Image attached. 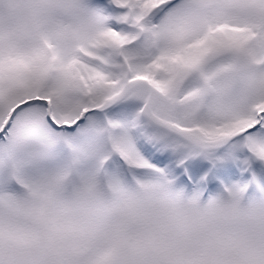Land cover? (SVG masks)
I'll return each mask as SVG.
<instances>
[{
	"label": "snow or ice",
	"instance_id": "obj_1",
	"mask_svg": "<svg viewBox=\"0 0 264 264\" xmlns=\"http://www.w3.org/2000/svg\"><path fill=\"white\" fill-rule=\"evenodd\" d=\"M0 264H264V0H0Z\"/></svg>",
	"mask_w": 264,
	"mask_h": 264
}]
</instances>
